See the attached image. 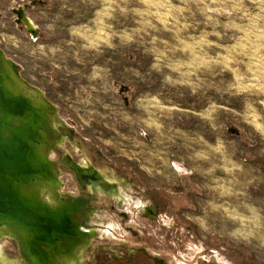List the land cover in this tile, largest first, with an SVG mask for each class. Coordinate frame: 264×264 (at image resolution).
Listing matches in <instances>:
<instances>
[{"label": "rangeland", "instance_id": "rangeland-1", "mask_svg": "<svg viewBox=\"0 0 264 264\" xmlns=\"http://www.w3.org/2000/svg\"><path fill=\"white\" fill-rule=\"evenodd\" d=\"M0 47L156 208L93 202L62 174L60 201L83 198L112 233L86 264H264V0H0Z\"/></svg>", "mask_w": 264, "mask_h": 264}, {"label": "bare ground", "instance_id": "bare-ground-1", "mask_svg": "<svg viewBox=\"0 0 264 264\" xmlns=\"http://www.w3.org/2000/svg\"><path fill=\"white\" fill-rule=\"evenodd\" d=\"M19 16L27 30H38L35 22L23 8L20 9ZM0 72L2 74L0 85L11 95L24 97L36 111L44 116L47 124L38 129V142H29L31 148L28 161L34 168L35 175L21 179L15 187L16 192L26 198L34 199L40 211L46 214L53 211L55 215L50 217L54 221L67 220L70 222L71 229L76 231L75 235H77L58 234L52 243L38 242L36 248L43 254V259L38 261L26 245L25 238L29 237L26 229L14 228L7 223L8 219H4L0 222V264H86L90 257L85 251L87 245L94 243L96 238L103 233L112 234L111 231H107L105 219L100 212L88 211L81 207L79 211L82 215L79 216L73 212L77 211L78 207L68 210L66 207L70 206L69 203L64 204L60 201L59 195L62 194L63 185L60 176L65 169H68H62L61 166L68 156L76 157L77 159L74 158V160L81 169L94 173V176H87L88 180L84 181L86 184L83 185L86 191L83 194L88 200L103 199L111 202L120 210L133 206L146 215L156 216L155 207L149 206L142 199L135 198L133 194L126 192L124 183L115 175L112 168L93 162L85 148L74 139L67 125L60 118L57 106L42 91L33 88L22 78L16 63L5 54L1 47ZM29 121L16 118L15 124L29 123ZM3 131L6 133L8 129H3ZM52 155L57 158L53 159ZM71 175L72 177L77 176L74 171ZM53 201L57 203L59 210L51 209ZM113 225L120 228L118 223L113 222ZM98 226L103 229H97ZM11 242L16 248L17 254L14 256L8 251Z\"/></svg>", "mask_w": 264, "mask_h": 264}, {"label": "water", "instance_id": "water-1", "mask_svg": "<svg viewBox=\"0 0 264 264\" xmlns=\"http://www.w3.org/2000/svg\"><path fill=\"white\" fill-rule=\"evenodd\" d=\"M1 77L0 72V80ZM16 118L30 121L16 125ZM46 125L44 116L24 97L11 95L0 85V222L8 219L12 227L26 229L29 236L25 238L26 245L38 261L43 259L36 248L38 242L52 243L58 234H76L70 222L54 221L50 217L55 215L53 211L49 209L48 214L40 211L34 199L18 194L15 189L21 179L35 175L28 161L29 142L37 143L38 129ZM3 129L8 131L4 133Z\"/></svg>", "mask_w": 264, "mask_h": 264}, {"label": "flooded vegetation", "instance_id": "flooded-vegetation-1", "mask_svg": "<svg viewBox=\"0 0 264 264\" xmlns=\"http://www.w3.org/2000/svg\"><path fill=\"white\" fill-rule=\"evenodd\" d=\"M15 13L18 15V19H17V21L18 22H20V23H22V21L20 20V10H15ZM33 35L34 34H38V33H40V30H39V28H38V30H36V29H32V30H29ZM56 158H57V156H56ZM64 163H63V165L61 166V168L62 169H65V168H68V169H65L64 171H63V174H65V175H69V176H71L72 177V175H71V172L72 171H74L75 173H76V177H73L76 181H77V183H79V186L81 187V189H83V190H85L83 187V185L84 184H86V183H84V181H86V180H88V178H87V176H94V173H89L88 171H86V170H83V169H81V167L77 164V162L71 157V156H68L67 158H65V160L63 161ZM96 172V171H95ZM81 194H83V193H81ZM85 197V196H84ZM91 201H95V200H91ZM61 202H63V200H61ZM69 203V207H66V209H68V210H73V207H76V205H74L75 203L77 204V206L79 207V205L81 206V207H83L84 208V205H85V207H87V205L85 204V200L83 199V198H81V199H73L72 201H69L68 202ZM74 203V204H73ZM55 205H54V207L56 208V209H53V210H57L58 208H57V204L56 203H54ZM59 210V209H58ZM80 210V208H77V211H79ZM81 212V211H80ZM77 215H82V214H77ZM178 220H181V217L180 216H178ZM143 256H144V258H148V256H147V254H145V253H143ZM114 259H116L115 261L117 262L118 261V259H119V256H116V255H114L113 256V258H112V261L111 262H109V263H104V264H115V262H113V260ZM149 259V258H148ZM124 264H148V262H144V259L142 258V257H140L139 256V258H137V262H134V263H127V262H125Z\"/></svg>", "mask_w": 264, "mask_h": 264}]
</instances>
